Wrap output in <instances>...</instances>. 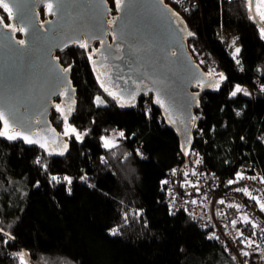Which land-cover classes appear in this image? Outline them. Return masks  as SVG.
<instances>
[{
  "label": "trees",
  "instance_id": "1",
  "mask_svg": "<svg viewBox=\"0 0 264 264\" xmlns=\"http://www.w3.org/2000/svg\"><path fill=\"white\" fill-rule=\"evenodd\" d=\"M196 1L197 7L188 11L175 0L165 2L188 30V46L203 60L196 58L200 67L207 75L217 74L211 84L219 73L226 79L218 90L202 86V134L193 137V145L204 153L206 166L221 175L232 174L237 162L253 164L264 176L262 28L249 0ZM108 2L111 17L116 16V0ZM40 13L45 19L44 8ZM0 14L10 24L1 7ZM237 47L240 52L234 55ZM91 51L75 46L58 54L70 67L76 90L71 114L55 110L50 118L60 138L43 150L0 136V229L14 237L4 244L6 237L0 236V264H20L14 254L21 251L27 253L26 264H236L184 210L163 202L167 172L186 155L155 97L150 120L142 109L146 97L126 103L109 95L117 91L103 83L98 69L106 66L97 68L96 56L89 59ZM246 84L254 87L253 94L230 95L236 85ZM97 97L104 103L98 104ZM64 115L82 138L65 137ZM120 132L124 136L106 148L107 138ZM64 176L72 178L71 185ZM240 232L238 239L247 241L255 230Z\"/></svg>",
  "mask_w": 264,
  "mask_h": 264
},
{
  "label": "water",
  "instance_id": "2",
  "mask_svg": "<svg viewBox=\"0 0 264 264\" xmlns=\"http://www.w3.org/2000/svg\"><path fill=\"white\" fill-rule=\"evenodd\" d=\"M5 2L12 14L9 16L4 10L10 17V24L4 18L0 22V111L4 112L11 128L36 142L3 137L4 140L11 143L19 141L45 150L54 139L60 138L61 134L52 127L50 118L57 110V101L74 102L76 90L71 69L62 71L65 66L58 54L78 46L73 41L87 40V50L98 46L94 65L97 68L106 66L98 69L101 79L105 80L102 79L103 83L109 84L108 89L110 83L113 85L111 88L120 86L114 96L123 97L128 100L126 103L140 97L135 96L136 90L129 86L128 81H118L117 76H126L131 83L146 80L149 90L144 97L152 95L156 99L160 94L164 106L158 105L177 131L182 154L186 155L193 144V134L200 119L194 116L193 130L189 133L185 127L177 128L176 123L170 121L166 105L191 92L190 88L194 86L188 84L199 85L202 95V86L210 85L213 78L196 61V54L188 46V30L181 19L173 15L165 0L163 3L160 0H121L118 13L113 17L108 0ZM48 3L53 4L51 13ZM250 5L255 23L264 28L256 13L255 0H250ZM41 8H44L45 19L40 13ZM98 26L102 32L98 31ZM13 29L19 31L21 38ZM21 40L23 44L19 43ZM62 108L67 110L65 106ZM27 261L31 263L30 256H27Z\"/></svg>",
  "mask_w": 264,
  "mask_h": 264
},
{
  "label": "built area",
  "instance_id": "3",
  "mask_svg": "<svg viewBox=\"0 0 264 264\" xmlns=\"http://www.w3.org/2000/svg\"><path fill=\"white\" fill-rule=\"evenodd\" d=\"M175 1L183 5L186 11L197 7L196 0ZM195 54L203 63L200 55ZM245 87L250 93H254V87L248 84ZM255 87H261L260 81L255 83ZM153 106L154 97L147 96L142 109L150 120L153 118ZM200 107L201 121L204 114L202 103ZM201 134V129L197 127L194 139ZM186 157L187 162L185 160L182 164L178 163L167 172L163 181V202L175 210H184L200 229L208 232L211 239L221 242L236 264H264V211H261L256 200L250 199L243 192L235 191L236 188L247 187L253 196L264 203V182H261L264 176L258 175L259 169L250 163L236 162L234 167L236 169L232 174L221 175L206 166L204 153L193 144L188 148ZM237 172L243 173L245 177L255 176L257 179H244L229 184L228 181L234 180ZM221 200L224 201L223 204L220 203ZM244 215L248 216L250 223L243 222ZM233 220L237 222L235 225L232 223ZM242 228L255 230L254 236L248 239L253 242L251 247L247 246L246 241L238 239ZM244 251L249 255H242Z\"/></svg>",
  "mask_w": 264,
  "mask_h": 264
},
{
  "label": "snow or ice",
  "instance_id": "4",
  "mask_svg": "<svg viewBox=\"0 0 264 264\" xmlns=\"http://www.w3.org/2000/svg\"><path fill=\"white\" fill-rule=\"evenodd\" d=\"M116 3H117V5H120L121 4V0H116ZM160 3H163V0H160ZM0 7H2L5 11H7L8 14H9V16H11L12 10L9 7L8 3L5 2V0H0ZM250 7H251V5H250ZM47 8H48V11L51 13L53 11V4L52 3H48ZM262 8H264V0H260V3L257 4V6H256L257 14L260 16L261 20H264V10H261ZM173 15H178V14L173 13ZM2 21H3V17H0V22H2ZM6 27H11V25H6ZM13 30L15 31L17 29H13ZM20 30L22 31L23 29H20ZM98 31L102 32V29H100L99 26H98ZM188 35H192V33H188ZM261 36H262V38H264V28L261 29ZM19 43L23 44L24 41L21 40ZM73 43H77L80 48L85 49V50H87L88 47H89L87 40H77V41H73ZM100 43H101V45H103L104 44V41L101 40ZM233 43H235V42L233 41ZM64 46L67 47L68 45L65 44ZM97 51H98L97 49H93L89 53V59L90 60L93 58V56L96 55ZM239 52H240V48H238V47L235 48V54L234 55L239 54ZM237 63H239L238 60H237ZM62 71L63 72H68V71H70V67L63 69ZM214 75H217V74L214 73L213 71H210L208 73V76L209 77H212ZM218 75H219V80L216 81L214 85H211V86L215 87L217 90L220 88L221 82L226 79L224 77L223 73H219ZM101 86L103 87V84ZM262 90H264V89H262ZM105 91H108V89L105 88ZM240 93H243V95H245V96L249 95L248 91L246 89L241 88L239 85H236L235 86L234 90L231 91L230 95L232 97H236ZM109 95H114V94L111 93V92H109ZM133 99H134V97H133ZM96 101H97L98 104L103 103V100L100 97H97L96 98ZM155 102L157 104H160L162 107L164 106V100L161 99L159 93L157 94V97H156ZM121 106H124V105L122 104ZM56 108H57V111H61L62 114H63V110L61 109V106L60 105H56ZM70 112H71V109H69V113ZM237 115H239V113H237ZM67 118H68L67 115H64L65 121H67ZM0 122L3 123V129L0 130V136H3V137H5V138H7L9 140H14V139H17V138H22L27 143H35L36 142V141L30 139L29 136L24 135L21 132L16 131L14 128H11L10 125H9V121L5 117V114H4L3 111H0ZM66 131H67V129H66ZM71 131L72 132H75L76 130L74 128H72ZM119 135L121 137H123L124 136V133L123 132H120ZM77 138L79 139V136ZM41 146L43 147V145H41ZM104 146L106 148H108V147H114L115 145L114 144H111L109 141L106 140ZM37 162L39 163V161H37ZM197 163H199V161H197ZM51 179L53 181H57V182H59V180H60V178L57 177V176H52ZM244 179L255 180V179H257V177H255V176L245 177V175L243 173L237 172L236 175H235V179L234 180H229L228 183L229 184L238 183L239 181L244 180ZM63 180L66 181L68 185H71V183H72V178L71 177L64 176L63 177ZM261 182H264V178H261ZM235 191H237V192H243L250 199L256 200L257 203L259 204V207H260L261 211H264V203H261L260 200L257 197L253 196L252 193L249 192V190H248L247 187L236 188ZM193 203H195V201H193ZM220 203L223 204L224 201L221 200ZM229 206L230 207H237V208L239 207L238 205H229ZM242 220H243L244 223H250L249 218H248L247 215H244L242 217ZM232 223H233V225H235L237 222L235 220H233ZM256 226L257 225H253V227H256ZM117 233H118V229H115L114 228L112 230V235H116ZM239 235L242 236L243 233L241 232ZM0 236L6 237V239L3 240V243L4 244H7V243H9V241H11V240L14 239V237H12L9 233L3 232L2 229H0ZM245 243L247 244L248 247H251L253 242L250 241V240H248ZM14 255H16V256L19 257L20 264H26L25 257L27 255V253L21 251L19 253H15ZM242 255L247 256V255H249V253L246 252V251H244V252H242Z\"/></svg>",
  "mask_w": 264,
  "mask_h": 264
},
{
  "label": "flooded vegetation",
  "instance_id": "5",
  "mask_svg": "<svg viewBox=\"0 0 264 264\" xmlns=\"http://www.w3.org/2000/svg\"><path fill=\"white\" fill-rule=\"evenodd\" d=\"M16 34L19 38H21V35L19 33V31H16ZM181 70V67H180ZM123 74V73H122ZM112 80V79H111ZM109 80V81H111ZM117 80L118 81H128L129 86H132L133 88H135L136 90V94L135 96H140L139 99H141V96L144 97L145 94L148 93L147 87V81L146 80H139V81H135L134 83H131V81L128 80V78L125 77H121V76H117ZM188 84V82H187ZM191 86H194L191 92L188 91V93L185 95V97H181L177 100H175L174 103L170 102L166 105V109L165 111L169 113V118L170 121H174L177 125V128L180 127H185V130L188 131L189 133L192 132L193 127H192V119L194 118V116L196 115L199 118V115L197 114V110L200 109V105H201V95H200V91L198 89V87L200 88V86H195L193 84H188ZM110 86H113L110 83ZM115 90L118 91V89L120 88V86L115 85ZM126 91V90H124ZM131 92V90H129ZM116 94V93H115ZM64 103V100L60 99L59 101H57V104L61 106ZM162 107V106H161ZM163 108V107H162ZM63 109V108H62ZM188 122V124H187Z\"/></svg>",
  "mask_w": 264,
  "mask_h": 264
},
{
  "label": "rangeland",
  "instance_id": "6",
  "mask_svg": "<svg viewBox=\"0 0 264 264\" xmlns=\"http://www.w3.org/2000/svg\"><path fill=\"white\" fill-rule=\"evenodd\" d=\"M249 3H250V0H249ZM260 3V0H255V9H256V6H257V4H259ZM261 10H264V8H262ZM256 13H257V10H256ZM258 15V14H257ZM258 17L260 18V16L258 15ZM260 20H261V18H260ZM262 22L264 23V20H262ZM188 35V34H187ZM236 67L238 68V70H240L241 68H242V63H237L236 64ZM217 79L219 80V76H217ZM217 80V81H218ZM240 87L241 88H243V89H246L248 92H250L249 90H248V88L247 87H245V86H242V85H240ZM103 103H104V101H103ZM103 103H101V104H103ZM144 104V103H143ZM62 106H65V107H67V111L68 112H66V113H68V115H70L71 114V112H72V109H73V107H74V102H68V101H66V100H64V103H63V105ZM68 106H69V109H71V112L69 113V109H68ZM67 115V116H68ZM147 115V114H146ZM147 117H148V115H147ZM64 127H65V129H67V131H64L65 133H63L67 138H69L70 137V135H76L77 137L79 136V138H82V135L78 132V130L77 129H75L76 131L75 132H72L71 131V129L73 128V127H69V124H68V118H67V121H64ZM118 137H119V133H112L111 134V136H109V138H107V140L111 143V144H116V142H117V139H118ZM122 158H125L126 159V156L124 155ZM34 264H46V263H44V262H37V263H34Z\"/></svg>",
  "mask_w": 264,
  "mask_h": 264
},
{
  "label": "crops",
  "instance_id": "7",
  "mask_svg": "<svg viewBox=\"0 0 264 264\" xmlns=\"http://www.w3.org/2000/svg\"><path fill=\"white\" fill-rule=\"evenodd\" d=\"M193 136H194V134H193Z\"/></svg>",
  "mask_w": 264,
  "mask_h": 264
}]
</instances>
